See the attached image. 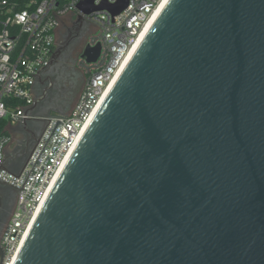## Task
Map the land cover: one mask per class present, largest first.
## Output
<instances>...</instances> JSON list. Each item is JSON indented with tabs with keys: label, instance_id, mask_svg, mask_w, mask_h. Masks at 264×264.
I'll use <instances>...</instances> for the list:
<instances>
[{
	"label": "water",
	"instance_id": "1",
	"mask_svg": "<svg viewBox=\"0 0 264 264\" xmlns=\"http://www.w3.org/2000/svg\"><path fill=\"white\" fill-rule=\"evenodd\" d=\"M13 264H264V0L167 1Z\"/></svg>",
	"mask_w": 264,
	"mask_h": 264
},
{
	"label": "built area",
	"instance_id": "2",
	"mask_svg": "<svg viewBox=\"0 0 264 264\" xmlns=\"http://www.w3.org/2000/svg\"><path fill=\"white\" fill-rule=\"evenodd\" d=\"M83 1L31 0L25 8L16 10V3L0 0V121L6 122L0 131V166L4 164L8 170L0 171V181L17 192L0 240L5 253L3 264H13L101 99L165 0H126V7L117 15L107 9L85 15L78 10ZM103 3L113 6L117 0H93L94 6ZM79 18L90 25L85 47H98V57L87 62L81 56L78 64L84 66L88 78L75 106L66 116L42 118L43 127L36 145L25 162L18 164L13 155L7 158V149L13 141L12 130L26 118V111L34 102V83L54 55L58 28Z\"/></svg>",
	"mask_w": 264,
	"mask_h": 264
},
{
	"label": "flooded vegetation",
	"instance_id": "3",
	"mask_svg": "<svg viewBox=\"0 0 264 264\" xmlns=\"http://www.w3.org/2000/svg\"><path fill=\"white\" fill-rule=\"evenodd\" d=\"M57 34L53 61L41 71L33 87V101L42 98L35 111L44 117L68 115L88 78L84 66L78 61L90 34L89 23L80 19L71 25L62 24ZM42 127L43 123L37 122L26 131L21 127L13 129V141L7 149V156L13 155L18 164H23L36 145ZM16 198L14 189L0 183V240Z\"/></svg>",
	"mask_w": 264,
	"mask_h": 264
},
{
	"label": "bare ground",
	"instance_id": "4",
	"mask_svg": "<svg viewBox=\"0 0 264 264\" xmlns=\"http://www.w3.org/2000/svg\"><path fill=\"white\" fill-rule=\"evenodd\" d=\"M168 0H165L163 2V4L159 7V9L156 11V13L154 14V16L151 18V20L149 21V23L147 24L146 28L144 29V31L142 32L140 39L138 41V43L135 45V47L131 50L130 54L127 56L122 68L119 70V72L117 73L114 81L112 82V84L110 85V87L108 88L106 94L104 95V97L101 99L97 109L99 108V106L101 105V103L103 102L104 98L106 97V95L108 94V92L110 91V89L112 88L113 84L115 83V81L117 80V78L119 77V75L121 74V72L123 71V69L125 68L126 64L128 63V61L130 60L131 56L134 54L135 50L137 49V47L139 46L141 40L143 39V37L147 34L148 30L150 29V27L152 26L153 22L156 20L158 14L161 12L162 8L165 6V4L167 3ZM96 109V111H97ZM95 114V113H94ZM94 114L92 115L91 119L93 118ZM90 119V121H91ZM89 121V122H90ZM89 124V123H88ZM88 126V125H87ZM86 126V127H87ZM16 258V257H15ZM14 258V260H15Z\"/></svg>",
	"mask_w": 264,
	"mask_h": 264
},
{
	"label": "trees",
	"instance_id": "5",
	"mask_svg": "<svg viewBox=\"0 0 264 264\" xmlns=\"http://www.w3.org/2000/svg\"><path fill=\"white\" fill-rule=\"evenodd\" d=\"M9 2L16 3V10H21L26 7V4L31 0H8ZM39 1V0H36ZM6 122L4 120L0 121V131H3Z\"/></svg>",
	"mask_w": 264,
	"mask_h": 264
},
{
	"label": "rangeland",
	"instance_id": "6",
	"mask_svg": "<svg viewBox=\"0 0 264 264\" xmlns=\"http://www.w3.org/2000/svg\"><path fill=\"white\" fill-rule=\"evenodd\" d=\"M80 93H81V92H80ZM78 97H79V95H78ZM78 97H77V99H76V102H77V100H78ZM76 102H75V104H76ZM75 104H74V106H75ZM74 106H73V107H74Z\"/></svg>",
	"mask_w": 264,
	"mask_h": 264
},
{
	"label": "crops",
	"instance_id": "7",
	"mask_svg": "<svg viewBox=\"0 0 264 264\" xmlns=\"http://www.w3.org/2000/svg\"><path fill=\"white\" fill-rule=\"evenodd\" d=\"M58 37V34H56V38Z\"/></svg>",
	"mask_w": 264,
	"mask_h": 264
}]
</instances>
